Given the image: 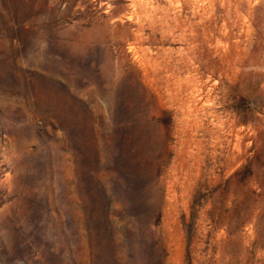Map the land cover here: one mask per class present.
Here are the masks:
<instances>
[{
	"label": "rangeland",
	"instance_id": "374dc122",
	"mask_svg": "<svg viewBox=\"0 0 264 264\" xmlns=\"http://www.w3.org/2000/svg\"><path fill=\"white\" fill-rule=\"evenodd\" d=\"M0 264H264V0H0Z\"/></svg>",
	"mask_w": 264,
	"mask_h": 264
},
{
	"label": "bare ground",
	"instance_id": "6f19581e",
	"mask_svg": "<svg viewBox=\"0 0 264 264\" xmlns=\"http://www.w3.org/2000/svg\"><path fill=\"white\" fill-rule=\"evenodd\" d=\"M243 2V1H242ZM242 7V6H241ZM254 8V7H253ZM228 11H229V9H228ZM229 15H231V14H229ZM172 30V29H171ZM131 49V48H130ZM140 78V77H139ZM185 111H187V113H188V115H192V110L190 109V108H188L187 107V109H185ZM187 122H189V121H191L192 119L189 117V116H187V117H185L184 118ZM203 125H204V123H203ZM239 133V132H238Z\"/></svg>",
	"mask_w": 264,
	"mask_h": 264
}]
</instances>
